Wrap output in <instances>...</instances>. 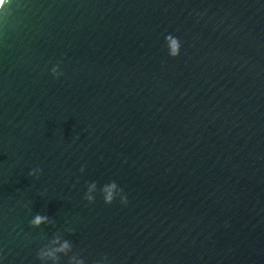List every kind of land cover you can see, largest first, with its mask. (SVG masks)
<instances>
[{
    "label": "water",
    "instance_id": "95a60500",
    "mask_svg": "<svg viewBox=\"0 0 264 264\" xmlns=\"http://www.w3.org/2000/svg\"><path fill=\"white\" fill-rule=\"evenodd\" d=\"M56 235L59 264H264V0L4 3L0 264Z\"/></svg>",
    "mask_w": 264,
    "mask_h": 264
},
{
    "label": "clouds",
    "instance_id": "9594fccd",
    "mask_svg": "<svg viewBox=\"0 0 264 264\" xmlns=\"http://www.w3.org/2000/svg\"><path fill=\"white\" fill-rule=\"evenodd\" d=\"M7 0H0V8H3L4 3H6ZM165 40L168 42L169 45V56L171 57H177L180 54V48H181V44L178 38L174 37L173 35L169 34L165 37ZM55 72V69L53 70ZM37 171H41L40 169H34L32 170L29 175L34 176L36 174ZM81 171H83V169H81ZM118 187V185L116 184V182H110L105 184L102 189H101V193L103 195V199L105 204H112L114 201V190H116ZM97 189V185L95 182H92L90 184H88L87 186V192L85 194V199L89 202L92 203L95 200V197L92 195V192L95 191ZM120 192L123 193L122 189H119ZM120 202L122 204H127V197L122 195L120 198ZM49 222V218L44 215H36L34 217V219H32L30 221V224L32 227H39L41 224H45ZM51 244L56 245L59 244V247H55V248H50V249H46V248H41L38 253H37V257L40 261H44L46 258H51L54 262V264H59V256L57 255V253H67V251L70 250L71 245L69 243V241L64 240L63 243L60 242V237L58 235L54 236L53 239L50 241ZM79 264H84V262L81 260L79 262Z\"/></svg>",
    "mask_w": 264,
    "mask_h": 264
}]
</instances>
